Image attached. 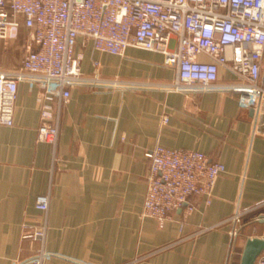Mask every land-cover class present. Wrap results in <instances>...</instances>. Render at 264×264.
Returning a JSON list of instances; mask_svg holds the SVG:
<instances>
[{"label": "crops", "instance_id": "crops-1", "mask_svg": "<svg viewBox=\"0 0 264 264\" xmlns=\"http://www.w3.org/2000/svg\"><path fill=\"white\" fill-rule=\"evenodd\" d=\"M26 33L22 25L17 38H0L2 68L22 65L8 46ZM76 49L86 74L99 61L105 77L147 84L74 85L54 157L53 145L38 138L41 88L20 82L14 123H0V264H32L41 248L43 264H240L247 238L264 236V205L256 208L264 202V97L255 112L227 90H167L159 83L177 71L160 51L129 46L114 54L83 37ZM220 78L234 75L221 66ZM157 144L199 149L226 166L210 202L190 197L194 209H176L163 228L142 215L146 153ZM47 193L43 241L24 224L43 221L36 200ZM237 211L248 212L229 219Z\"/></svg>", "mask_w": 264, "mask_h": 264}, {"label": "built area", "instance_id": "built-area-1", "mask_svg": "<svg viewBox=\"0 0 264 264\" xmlns=\"http://www.w3.org/2000/svg\"><path fill=\"white\" fill-rule=\"evenodd\" d=\"M22 25L30 31L22 65L0 69V123H14L20 82L39 86L38 138L53 145L54 157L62 109L74 85L147 84L105 77L98 72L99 61H94L96 71L86 74L84 55L76 49L80 37L114 54L129 46L164 53L177 71L174 80L159 83L167 90L223 89L236 93L242 108H256L264 97V0H0V38H17ZM221 66L234 78L222 80ZM168 119L165 115L163 121ZM146 155L150 170L142 215L156 218L161 228L176 209H194L190 197L207 195L210 202L226 169L199 149L157 144ZM36 206L45 218L24 229L44 241L50 194L39 195ZM247 212L237 211L229 219L240 221ZM44 254L41 248L32 264H43ZM256 264H264V252Z\"/></svg>", "mask_w": 264, "mask_h": 264}, {"label": "water", "instance_id": "water-1", "mask_svg": "<svg viewBox=\"0 0 264 264\" xmlns=\"http://www.w3.org/2000/svg\"><path fill=\"white\" fill-rule=\"evenodd\" d=\"M256 112L255 108H251ZM264 217V214L261 215ZM264 252V236H249L245 242L240 264H256L257 258Z\"/></svg>", "mask_w": 264, "mask_h": 264}, {"label": "rangeland", "instance_id": "rangeland-1", "mask_svg": "<svg viewBox=\"0 0 264 264\" xmlns=\"http://www.w3.org/2000/svg\"><path fill=\"white\" fill-rule=\"evenodd\" d=\"M27 37V38H26ZM30 41V31L29 33H26L25 35H21L18 40H15L13 45L8 46L10 51L8 53L9 59L13 60V63L16 61V59H22L24 54L26 53L27 45ZM0 69H5V67H1Z\"/></svg>", "mask_w": 264, "mask_h": 264}]
</instances>
